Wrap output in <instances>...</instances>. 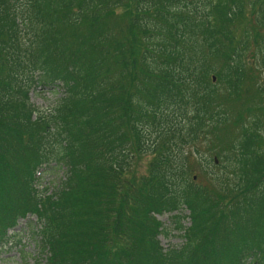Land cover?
Masks as SVG:
<instances>
[{
    "label": "trees",
    "instance_id": "obj_1",
    "mask_svg": "<svg viewBox=\"0 0 264 264\" xmlns=\"http://www.w3.org/2000/svg\"><path fill=\"white\" fill-rule=\"evenodd\" d=\"M257 10L263 27L264 0H0V250L36 216L45 264H264V79L217 188L192 159L234 117L251 47L233 27ZM34 86L65 94L34 116ZM52 164L66 175L42 198ZM183 208L185 242L165 249L150 214Z\"/></svg>",
    "mask_w": 264,
    "mask_h": 264
},
{
    "label": "rangeland",
    "instance_id": "obj_2",
    "mask_svg": "<svg viewBox=\"0 0 264 264\" xmlns=\"http://www.w3.org/2000/svg\"><path fill=\"white\" fill-rule=\"evenodd\" d=\"M250 14L251 10L247 9V15ZM258 16L257 10L252 17L242 19L235 25L234 31L238 39L244 41L248 37L247 35H249L248 39L250 41L248 44L251 47L250 52H247L246 55L248 72H246L245 85L239 92L242 98L240 99L239 97L238 99L235 98L234 101H228L227 105L231 108L234 117L227 124L220 126L218 142L211 139L206 145L200 142L193 147L192 159L195 160L198 158L194 168V174H196V182H194L196 184L201 185L202 183H207L213 188L218 187L217 176H220L225 170L226 165L230 163L227 157H223V153L229 154L227 150L240 138L239 130L241 129L242 122L239 121V117L242 115L245 123L252 121L247 110L248 105L254 99L255 87L264 79V26L260 27L257 24L256 20ZM216 65L217 68L223 67L222 62H218ZM64 94L65 91L61 86L51 90L33 91L31 93V101L38 109H47L56 105ZM262 150L264 151L263 148ZM137 157L138 154L135 155L133 160L135 161L134 171L137 175L145 177L149 169V164L155 156L147 152L143 153L141 159H137ZM215 158H217V162ZM63 171L62 168L59 169L55 164H52L51 167H43L40 169L38 176H41L42 180L39 182L38 187L41 191H45V188H47V192L51 193V191H55L57 188L60 189V184L65 178ZM130 176L135 177L136 175L131 173ZM179 213H182V215L169 213L158 216L162 230L160 241L165 249L181 246L185 242L183 232L179 231L177 226L182 221L186 227L190 226V218L185 217L189 215V211L185 209ZM29 224L36 226L38 224L37 218L30 216L27 220L20 221L14 233H11V235L18 234V236L14 237L13 240L11 238L0 250V264L45 263L43 261L38 262V250H35L34 244L31 241Z\"/></svg>",
    "mask_w": 264,
    "mask_h": 264
},
{
    "label": "bare ground",
    "instance_id": "obj_3",
    "mask_svg": "<svg viewBox=\"0 0 264 264\" xmlns=\"http://www.w3.org/2000/svg\"><path fill=\"white\" fill-rule=\"evenodd\" d=\"M239 21H241V20H238V21H236L235 22V25H236V23L237 22H239ZM235 25H234V27H233V29L235 28ZM161 47H160V45H155L154 47H153V51H156L157 49H160ZM45 90H51L50 88H43V87H39V86H34L31 90H30V92H29V96H28V102H29V104L30 105H28V104H26L27 105V108L31 111V113L34 115V116H36L37 115V113H40V112H47V111H49V110H51V109H53L57 104H58V102H57V104L56 105H54L53 107H51V108H47V109H38L33 103H32V101H31V93H33V91H45ZM60 100V99H59ZM24 102H26L25 100H24ZM34 112H35V114H34ZM52 112H54V110H52ZM49 118H50V116H48V117H46V121H48L49 120ZM55 128H57L56 126H51V130L53 129V132H51V136H50V138H49V140L47 141V143H46V145H45V147H46V150L47 151H51L52 149H53V147H54V145H55V139H54V137L52 136L55 132H56V129ZM146 133H147V131H146ZM147 135V134H146ZM147 137H149V136H147ZM44 167H46V166H44ZM64 171V173H65V175H66V169H65V167L64 168H62ZM42 180V177L41 176H39V180H38V183L37 184H39V182ZM37 189H38V195L40 196V197H42V198H44V197H46V193L45 192H43V191H41V189L39 188V187H37ZM170 212L168 211V210H166V209H163L162 211H156V212H154L153 214L151 213L150 214V216L152 215L155 219H156V221H159V219H158V216H160V215H164V214H169ZM29 217V216H28ZM139 217V215L138 214H136L135 215V218L133 219V222H132V232H137V231H143L144 229H143V224H138L137 222H136V219ZM22 220H26L25 218H20L19 220H18V222H17V226L19 225V223H20V221H22ZM38 226H39V228H38ZM42 228H43V226H42V223L40 222L39 224H37L36 226H34V225H32V226H30V232L31 231H33V232H35L34 234V236L32 237L31 236V241L33 242V244H34V247H35V250L37 251L38 250V258H39V260H38V262L39 261H43L44 262V255L45 254H42V252H41V250L43 249V245H42V238H43V236H41V230H42ZM181 228H187L184 224H183V221L177 226V229L180 231L181 230ZM138 232V233H139ZM137 234V233H136ZM41 236V237H40ZM44 250V249H43ZM48 251V250H47ZM27 261V260H26ZM28 263V262H27ZM45 264V263H44Z\"/></svg>",
    "mask_w": 264,
    "mask_h": 264
}]
</instances>
